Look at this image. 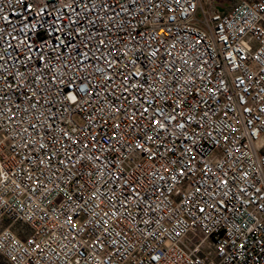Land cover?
Returning a JSON list of instances; mask_svg holds the SVG:
<instances>
[{"label":"built area","instance_id":"2783aa9c","mask_svg":"<svg viewBox=\"0 0 264 264\" xmlns=\"http://www.w3.org/2000/svg\"><path fill=\"white\" fill-rule=\"evenodd\" d=\"M0 29L4 264H264V0H0Z\"/></svg>","mask_w":264,"mask_h":264},{"label":"snow or ice","instance_id":"6c2138e0","mask_svg":"<svg viewBox=\"0 0 264 264\" xmlns=\"http://www.w3.org/2000/svg\"><path fill=\"white\" fill-rule=\"evenodd\" d=\"M177 2H179V0H177ZM0 31H2V29H0ZM0 59H2V57H0ZM29 59H31V57H29ZM178 70H179V69H178ZM72 99L74 100L75 97H72ZM245 111H246V112H247V111H250V109H247V108H246ZM174 118H175V117H169L168 120L170 121L171 119H174ZM153 123H154V124H159L161 128L164 127L163 124H160V121H159V120H154ZM183 126H184L183 124H179V125H178V127H181V128H182ZM232 131H235V129H232ZM225 138H226V137H225ZM85 146H87V145H85ZM93 146H95V145H93ZM188 151H189L188 149H185V152H188ZM167 170L170 171V169H167ZM206 174H207V173H206ZM177 175L183 176V175H184V169H183V168L179 169V171L177 172ZM161 179H163V177H161ZM172 179H175V176H173ZM221 182H222V183H227V179L225 178V179H223ZM197 191H199V189H197ZM69 220H71V216H69ZM72 227H73V229H75V228H76V225H75V224H72Z\"/></svg>","mask_w":264,"mask_h":264},{"label":"rangeland","instance_id":"374dc122","mask_svg":"<svg viewBox=\"0 0 264 264\" xmlns=\"http://www.w3.org/2000/svg\"><path fill=\"white\" fill-rule=\"evenodd\" d=\"M0 264H4V262H3V260H2V258L0 257Z\"/></svg>","mask_w":264,"mask_h":264}]
</instances>
